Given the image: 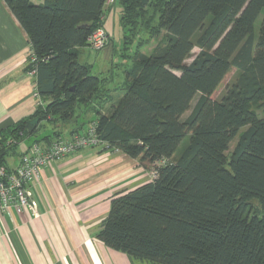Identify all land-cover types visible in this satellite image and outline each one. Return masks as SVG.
<instances>
[{"label": "trees", "instance_id": "16d2710c", "mask_svg": "<svg viewBox=\"0 0 264 264\" xmlns=\"http://www.w3.org/2000/svg\"><path fill=\"white\" fill-rule=\"evenodd\" d=\"M6 2L28 34L36 61L29 57L27 72L36 69L43 105L0 130V164L8 166L41 122L95 112L89 126L97 124L107 150L155 174L112 197L100 241L148 264H264V0ZM116 5L123 50L136 48L118 98L79 60ZM110 36L103 50L113 46ZM154 40L158 46L143 54ZM232 70L235 81L215 97ZM37 117L29 133L27 123Z\"/></svg>", "mask_w": 264, "mask_h": 264}, {"label": "crops", "instance_id": "0c3cea01", "mask_svg": "<svg viewBox=\"0 0 264 264\" xmlns=\"http://www.w3.org/2000/svg\"><path fill=\"white\" fill-rule=\"evenodd\" d=\"M116 12L117 7L106 19L113 46ZM30 50L27 32L6 0H0V130L30 119L35 112V75L27 72ZM85 50L88 46L80 49L79 60L92 67L86 62ZM100 77L108 80L109 89L110 78ZM110 93L115 98L121 96L113 90ZM94 120L96 113L90 111L67 123L41 122L34 136L17 145L7 165L16 168L34 142L48 135L69 139L84 134ZM149 173L117 150L88 148L53 161L30 186L39 216L14 209L0 214V264H148L107 247L97 235L112 197L150 182Z\"/></svg>", "mask_w": 264, "mask_h": 264}, {"label": "built area", "instance_id": "2783aa9c", "mask_svg": "<svg viewBox=\"0 0 264 264\" xmlns=\"http://www.w3.org/2000/svg\"><path fill=\"white\" fill-rule=\"evenodd\" d=\"M116 0H106V5L115 3ZM111 40L110 34L104 27L95 30L88 38V45L95 52L102 51ZM32 64L36 58L30 52ZM31 75H36L34 68ZM36 99L35 109L43 105L37 88L34 91ZM10 144L14 143L11 139ZM108 145L101 140L97 133V124H91L84 134H75L71 138L61 136L50 138L49 141L34 142L23 154L16 168L0 164V214L12 209L17 212L30 211L39 216L37 203L33 199L30 186L40 178L44 169L53 161L62 159L80 150ZM154 172L152 178L154 177Z\"/></svg>", "mask_w": 264, "mask_h": 264}, {"label": "rangeland", "instance_id": "374dc122", "mask_svg": "<svg viewBox=\"0 0 264 264\" xmlns=\"http://www.w3.org/2000/svg\"><path fill=\"white\" fill-rule=\"evenodd\" d=\"M115 7H117V12H116V28H115V34H114V41H115L114 48H112V46L109 45L108 48H106L105 50H103L101 52H95L88 45L89 50H85V51L88 53V57L87 56L86 57L89 59L86 62L88 64L92 65L93 69H96V70H93V74H97L99 76H105L106 75L108 78H110V82H111L109 84L110 88L108 89V91L111 92V90H113L114 93L115 92L121 93L120 90L122 89V87H124V82H125V70L128 68H131V66L133 65V55H134V52L136 51V48H135V44H134L133 47L130 49V51L127 50L125 52L123 50L124 49V41H123L124 31H123V28H122L121 22H120L119 7L118 6H115ZM111 10H109V11H111ZM107 17H108V15H107ZM261 19H262V16L256 22L257 33H258L260 25H261ZM104 28L110 34V32L106 28V23H105ZM144 35H145V33L142 34L141 36L145 37ZM141 36H139V37H141ZM139 37L136 38L135 42L138 40ZM158 44H159V41L154 40L149 45L145 46L141 51L143 54L149 55V54H151L153 49H155L158 46ZM198 52H199V49L195 48L192 55L194 56ZM192 60H193V58H189L186 61V64H190L192 62ZM81 62H83V60H81ZM123 62L125 64H123ZM98 68H99V70H97ZM237 76H238V73H236V70H232V72L228 74V76L225 78L223 84L217 90L215 97L220 98L225 93L227 85L229 83L234 82ZM195 103H196V100L193 102V106ZM258 112H259L261 117L264 116L263 110H258ZM189 114H190V112L187 114V116ZM236 141H237V139L232 143V146H231V149L229 150V153L233 151L234 146L236 144ZM186 143H187V141H185L181 145L179 152L182 150V148L185 146ZM22 148H23V146H22ZM93 148H101L103 150H107V148L105 146H102V147L97 146V147H93ZM150 172L151 173H149V178L152 180L153 171L150 170ZM250 203L252 205L253 210L256 211L257 213H260L261 208H260L258 201L252 200Z\"/></svg>", "mask_w": 264, "mask_h": 264}, {"label": "water", "instance_id": "95a60500", "mask_svg": "<svg viewBox=\"0 0 264 264\" xmlns=\"http://www.w3.org/2000/svg\"><path fill=\"white\" fill-rule=\"evenodd\" d=\"M41 120H42V118L37 117V118H34V119L28 121L27 128H28L29 133H33L35 127L41 122Z\"/></svg>", "mask_w": 264, "mask_h": 264}]
</instances>
